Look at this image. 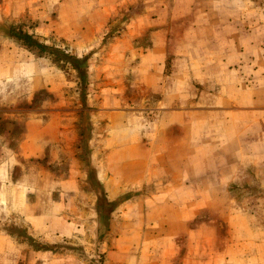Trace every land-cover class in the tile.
<instances>
[{"label":"rangeland","instance_id":"obj_1","mask_svg":"<svg viewBox=\"0 0 264 264\" xmlns=\"http://www.w3.org/2000/svg\"><path fill=\"white\" fill-rule=\"evenodd\" d=\"M8 6L0 42L27 60L2 107L57 122V158L28 165L76 175L64 232L0 220V264H264V0Z\"/></svg>","mask_w":264,"mask_h":264},{"label":"crops","instance_id":"obj_2","mask_svg":"<svg viewBox=\"0 0 264 264\" xmlns=\"http://www.w3.org/2000/svg\"><path fill=\"white\" fill-rule=\"evenodd\" d=\"M8 3L10 0H0V14H6ZM16 43L0 42V220H13L12 225L6 227L9 232L21 233L20 228L24 226L31 236H41L43 233L53 235L58 231L64 232L67 217L64 211L72 206L65 207V202L60 201L57 194L59 192L61 196H65L71 192V183L76 173H73L72 158L68 160L70 168L64 180L51 177V171L43 170L42 167L34 169V165H28V162L39 161V158L46 154L52 155L51 160L57 158V148L54 147L58 145V142H55L56 134L61 128L57 122L50 126L49 121V126L43 127L45 132L40 126V133L35 134L32 124L23 120L21 131H17L15 125L18 122L9 120L11 109L2 107L7 99L11 98L6 91H2L3 83L8 81V78H14L17 75L15 73H18L14 78L17 80L26 67L25 50L20 47L21 44ZM12 71L15 73H11ZM13 114L20 120L18 111ZM63 131L65 130L62 129ZM69 144L70 141L65 143ZM40 178L43 179L38 181ZM114 192L117 193L116 190ZM55 220L58 225L53 226L52 221ZM9 232L0 234V238L7 242H17L16 236L11 237ZM16 246L18 251L19 244ZM13 247L15 248V245Z\"/></svg>","mask_w":264,"mask_h":264},{"label":"trees","instance_id":"obj_3","mask_svg":"<svg viewBox=\"0 0 264 264\" xmlns=\"http://www.w3.org/2000/svg\"><path fill=\"white\" fill-rule=\"evenodd\" d=\"M19 35H17V38L22 40L25 44L30 45L32 44L31 37L26 32H19ZM42 46V45H41ZM43 48V47H42Z\"/></svg>","mask_w":264,"mask_h":264}]
</instances>
